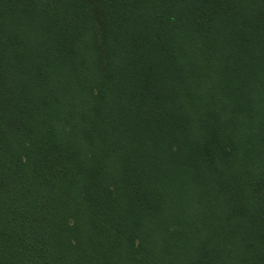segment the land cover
Instances as JSON below:
<instances>
[{
    "label": "trees",
    "instance_id": "16d2710c",
    "mask_svg": "<svg viewBox=\"0 0 264 264\" xmlns=\"http://www.w3.org/2000/svg\"><path fill=\"white\" fill-rule=\"evenodd\" d=\"M0 264H264V0H0Z\"/></svg>",
    "mask_w": 264,
    "mask_h": 264
}]
</instances>
